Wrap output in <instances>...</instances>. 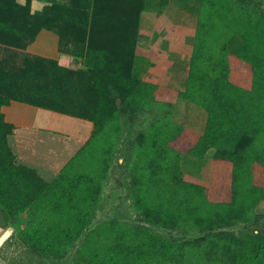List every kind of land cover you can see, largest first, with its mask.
Returning <instances> with one entry per match:
<instances>
[{
	"label": "rangeland",
	"instance_id": "rangeland-1",
	"mask_svg": "<svg viewBox=\"0 0 264 264\" xmlns=\"http://www.w3.org/2000/svg\"><path fill=\"white\" fill-rule=\"evenodd\" d=\"M129 1L0 0L12 10L15 4L26 6L18 10L21 15L28 9L38 12L45 25L59 30L64 49L80 57L70 62L72 68L85 69L89 45L105 49L111 69L103 82L117 111V120L64 171L69 181L58 190L62 203L38 201L31 213L11 212L0 203V236L12 232L0 248V264H264V134L254 142L255 127L243 128L237 121L229 125L232 140L213 145L206 139L209 112L202 104L210 91L220 94L235 86L245 97L252 91L254 70L242 57L245 38L232 20L243 15L244 7L255 18L263 15L264 0H178L181 10L194 11V55L206 80L198 83L195 99L169 89L157 91L152 101H143L147 94L139 90L131 93L132 86L119 89L115 80L130 74L122 46L137 16ZM184 18L178 12L173 19L174 45L181 49L191 44ZM5 38L0 36L1 55L5 49L17 51L15 40ZM89 82L79 76L76 87L63 91L89 109L98 99V88ZM63 117L72 122L62 130L88 134L77 125L87 122ZM178 128L183 134L172 140ZM67 140L32 144L34 160L62 168L75 152L65 147ZM190 149L205 151L196 155ZM234 161L241 163L239 168ZM171 166L183 184L173 179ZM81 203L89 211L84 225L74 220V205ZM151 211L172 217L174 226L157 224ZM229 213L232 221L222 222Z\"/></svg>",
	"mask_w": 264,
	"mask_h": 264
},
{
	"label": "trees",
	"instance_id": "trees-1",
	"mask_svg": "<svg viewBox=\"0 0 264 264\" xmlns=\"http://www.w3.org/2000/svg\"><path fill=\"white\" fill-rule=\"evenodd\" d=\"M125 1L127 3L128 0ZM167 2L168 0H162L163 5H166ZM127 5L129 7L132 5L135 9L134 14L137 16L135 21H131L133 29H130V32H128L126 45L122 46V54L125 53V59L130 62V74L127 77H117L115 80L119 78V85L117 84L119 89L132 86L130 88L131 93L134 94V92L139 90V92L147 94L143 101H152L157 91H171L167 88L143 82L133 76L135 47L146 0H131ZM1 9L4 12L0 15V36L6 37L8 41L10 38L13 41L15 40L16 45H13V43L12 45L16 47L17 51L5 49L3 55L0 52V203L11 212L27 211L31 213L35 208L34 205L40 203L38 201L45 202L48 199H54L57 204L63 202V198L58 195V190L60 186L65 185V181H69V175L64 171L76 159L69 163L52 182L45 181L37 170L19 164L16 155L9 145V136L14 132V125L5 120L2 107L9 105L12 101H20L40 108L89 119L95 124L93 138L97 137L106 132V129L112 123L111 121L117 120L116 106L107 92V85L103 82V74L108 75L111 69L110 59L105 49L89 45L84 58L85 70L82 68L66 67L58 60L29 53L26 50L36 40L39 32L42 29H48L59 35L60 51L62 53L69 54L77 59L80 58L78 55L64 49L60 31L54 27L45 25L38 12L33 13L28 9L26 15H21L18 10H26V6L15 4L14 9L16 10H12L0 2ZM242 10L243 15H236L232 22L238 32L239 28H241L240 33L245 38V49L243 50L242 57H244L245 61L252 64L251 66L255 74V85L252 91L246 93L249 95L248 97H245V93L242 94L240 90L236 89L238 87L235 86L219 90L220 94H223L222 96L218 92L213 93L211 91L205 95L202 104L209 112V126L206 139H210L213 145L218 140L224 141L227 139L231 141L234 133L230 131L229 125L231 123L235 124L237 121L243 122V128L247 124H252L255 127V132L251 135L254 142L258 140L260 135L264 134V13L261 12L263 15H257V18H255L256 14L253 15V12L249 9L244 7ZM244 29L252 30L248 32L244 31ZM8 41L1 42L7 45ZM116 64L120 67L122 62H117ZM79 76L88 77L90 79L89 85L93 84V87L98 88V99H96L95 104H92L89 109L80 101V98L75 97L72 93L67 94L66 91H63V89L68 87H76ZM202 80L204 82L206 76L194 55L191 76L185 93L195 99L193 96L197 93V85ZM120 81L122 85H120ZM83 82L84 84L86 83V81ZM219 102H224L225 105L223 107L220 105L217 108ZM238 110H240V114H237ZM175 130V136L172 140L176 136L179 138L183 134L181 129ZM195 138L194 140L199 141L197 136ZM206 139L203 138L200 142ZM199 146L202 147V145ZM200 152L198 149H190L191 154L202 155ZM176 155L178 156L179 153L176 152ZM234 162L236 167L239 168L241 163ZM170 171L173 179L180 181L173 166H171ZM180 184H183V181H180ZM69 187V184H67L66 188L68 189ZM140 200L142 202V198ZM74 201L73 198H69L68 200L70 204H75ZM87 201L88 198L85 197L83 203H87ZM74 207L77 210L74 220L84 225L86 218L89 216L88 208L83 206L82 203L79 206L74 205ZM143 208L148 209L149 207L143 205ZM152 215L159 219V221H155L157 224L174 226V224L170 223V218L172 217H168L160 211L158 214L152 212ZM225 221H232L230 213L223 217L222 222ZM69 231L71 232V230ZM70 234L65 229L64 235L69 237Z\"/></svg>",
	"mask_w": 264,
	"mask_h": 264
},
{
	"label": "crops",
	"instance_id": "crops-1",
	"mask_svg": "<svg viewBox=\"0 0 264 264\" xmlns=\"http://www.w3.org/2000/svg\"><path fill=\"white\" fill-rule=\"evenodd\" d=\"M152 3L154 6L149 10L148 5ZM177 5L178 0H168L166 5L162 4V0H146L145 10L140 20L132 73L135 78L143 82L185 92L193 65L196 28L192 25L194 11H183ZM178 12L187 17L184 19H188L185 20L187 23L186 30L191 38V44L185 49H181L179 44L174 45L173 19ZM26 51L58 60L70 68H72L71 61L72 63L79 61L76 57L60 51L59 35L48 29H42ZM81 64L82 62L79 63L80 66ZM2 112L5 115V120L14 125V132L9 136V145L16 155L17 162L37 170L47 182L54 181L60 175L93 139L95 132V124L89 119L63 114L20 101H12L9 105L3 106ZM63 116L87 122L77 123V125L83 130H88V134L84 137V135H76L71 132L68 133V130H62V126L67 129L66 124L72 122L71 119H66ZM48 138H59L60 140L67 138L65 147L71 151L75 150L66 158L62 168L56 167L57 170L52 166V163L34 160L31 151L32 144L34 146L39 142L43 144ZM17 147L20 152H16L15 148ZM55 159L60 160L58 156Z\"/></svg>",
	"mask_w": 264,
	"mask_h": 264
},
{
	"label": "water",
	"instance_id": "water-1",
	"mask_svg": "<svg viewBox=\"0 0 264 264\" xmlns=\"http://www.w3.org/2000/svg\"><path fill=\"white\" fill-rule=\"evenodd\" d=\"M12 232L11 230H6L1 236H0V248L3 246V244L11 237Z\"/></svg>",
	"mask_w": 264,
	"mask_h": 264
}]
</instances>
